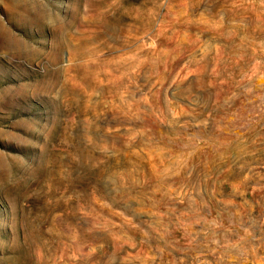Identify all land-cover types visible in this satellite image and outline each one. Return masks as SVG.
<instances>
[{
	"label": "rangeland",
	"instance_id": "374dc122",
	"mask_svg": "<svg viewBox=\"0 0 264 264\" xmlns=\"http://www.w3.org/2000/svg\"><path fill=\"white\" fill-rule=\"evenodd\" d=\"M0 264H264V0H0Z\"/></svg>",
	"mask_w": 264,
	"mask_h": 264
}]
</instances>
